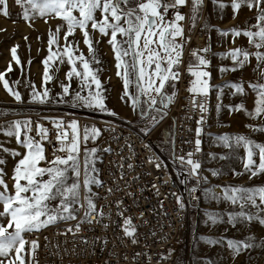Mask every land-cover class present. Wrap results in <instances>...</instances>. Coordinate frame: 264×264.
<instances>
[{
  "label": "snow or ice",
  "instance_id": "1",
  "mask_svg": "<svg viewBox=\"0 0 264 264\" xmlns=\"http://www.w3.org/2000/svg\"><path fill=\"white\" fill-rule=\"evenodd\" d=\"M213 2L221 9L229 6L221 0ZM15 3L22 9L20 18L30 26L37 18L45 19V23H48L49 18L61 21L54 29L48 30V55L41 62L43 65L41 88L38 90L34 84L29 85L32 102L46 104L54 100L55 103H70L73 107L109 111L105 103L106 89L100 79L103 70L102 60L96 47L100 40L94 36V33L98 32L101 37L108 38L107 42L112 48L116 61V75L123 81L124 92L121 99L130 97L132 109L140 110V118H149L151 126H145L143 131L150 132L152 127L168 115L169 107L178 99L177 85L181 79L179 69L183 63L186 44L191 40L190 36L185 35L182 22L190 19L192 27H195L204 0H15ZM189 3L191 15L186 17L181 9ZM242 6L256 10L255 24L245 28L235 26L217 30L222 36L247 37L255 51L235 47L219 53L222 58L232 61V66H221L219 71L222 74L235 72L249 64L250 58H255L257 61L255 70L259 72L261 79H264V0H231L233 18ZM0 12L6 18L10 16L8 0H0ZM62 30L63 44L60 43ZM77 30L82 34L88 55L80 49L79 41L75 40ZM70 37L72 39H69ZM24 39L27 40L28 37L25 36ZM18 48L19 45L11 48V56L23 72L24 65L17 55ZM210 51V46L194 49L192 60L187 67L193 79L189 81L190 86L186 89L191 100L185 107L200 112L194 141L195 153L202 151L200 135L206 123L207 100L213 87H216L219 93L218 111L227 107L230 113L243 110L249 117L264 118V82L250 84L256 93L253 110H248L243 101L227 106L221 103L224 88L234 89L233 96L247 95V91L243 81L235 83L226 81L223 86H214L210 83L212 74L206 70L211 64V60L206 57ZM31 63L29 60L28 65ZM63 65L69 67L65 73V80L60 81L61 91L54 98L50 95L51 89L48 84L56 78ZM12 70L10 61L7 69L0 72V82L15 101L23 102L21 93L15 87H10L9 80L5 78L6 73ZM73 79L77 82L76 89L72 88ZM16 84H19V81L13 82V85ZM132 86L134 91H130ZM169 88L172 89L170 93ZM5 115L6 113L0 112V117ZM111 115L116 116L117 113L111 111ZM187 118L191 119L190 116ZM51 120L56 131L51 159L46 155L45 145L52 141L49 138V129L44 124L33 121L31 117L0 124V132H4L7 137H14L16 143L25 150L22 153L5 147L3 142H0V152L19 157L14 164L11 189L2 167L6 160L0 158V204L3 206V210L0 211V264H38L36 253L40 248L39 241L28 240L26 234L37 233L64 222L67 227L61 234L67 236L71 233L75 236L82 231L84 224L100 223L105 216V213L98 209L96 193L92 190L93 185L103 184L98 179V169L95 166L99 159V149L87 146L90 141H95L102 135L101 129L96 125L82 127L77 119L66 121L63 117H56ZM34 124L36 135H32ZM108 130L114 132L115 128L110 125ZM254 130L264 133V124ZM216 139L226 148L246 149V156L243 158L244 171L234 172L235 175L248 173L252 179L264 174V143L242 134L235 136L223 134ZM81 145H84L83 151ZM211 155L216 158L215 153ZM193 156L194 152L189 151L177 156L176 160L187 173L185 182L187 179L196 181L188 190L189 198L198 199L192 194L197 191L201 181L207 183L208 177L200 174L201 162L194 160ZM128 167L131 168L132 165L129 164ZM155 167L159 169L161 164L156 163ZM211 174L218 176L221 173L212 170ZM108 191L111 192L112 189ZM156 191L159 194L158 188ZM205 192L210 194V199L227 201L239 209L228 211L226 220L223 213L209 212L205 220L207 225L227 223L235 227L256 222L264 226V185H228L223 186L219 194L212 188H206ZM176 200L179 209L183 210L186 207L183 195L176 196ZM119 215L123 217V211ZM72 221L75 223H70ZM120 226L124 236L131 238L135 244L137 226L133 224L132 217H124ZM103 227L108 228L109 225L104 224ZM200 238L213 245L222 244L226 240L227 247L233 252L234 257L256 247L264 248V239L256 243L257 238L251 235L246 239L211 236ZM45 239L47 240V237Z\"/></svg>",
  "mask_w": 264,
  "mask_h": 264
},
{
  "label": "rangeland",
  "instance_id": "2",
  "mask_svg": "<svg viewBox=\"0 0 264 264\" xmlns=\"http://www.w3.org/2000/svg\"><path fill=\"white\" fill-rule=\"evenodd\" d=\"M221 2L229 6L221 9L213 0H207V7L205 9L201 8L200 17L195 27H192L191 22L190 28H199L210 38L212 51V76L210 83L214 86H223L226 81L233 83L244 82L247 95L233 96L232 92L234 89L224 88L221 103L227 106L230 104L236 105L243 101L248 110H253L256 93L251 89L250 84L257 81L264 82L259 72L255 70L257 63L256 59L250 58V63L243 69L222 74L219 68L221 66H232V61L230 59H224L218 54L227 52L235 47H243L250 51H255V49L249 44L247 37L243 35L240 37H233L231 35L222 36L217 29H228L235 26L245 28L250 24H255L256 10H249L248 7L242 6L236 17L233 18L231 0H221ZM8 9L10 13L8 18L0 12V72L5 71L9 62L12 61L13 70L7 72L5 78L9 80L10 87H15V89L21 93L23 102L15 101L14 97L4 89L2 82H0V112L6 113L5 116L0 117V124H5V122L9 120L25 117H31L33 121L41 120L45 117L50 118L48 120L56 118V116L65 118L67 114L78 115V110H85L93 112L94 114L108 113L110 116H112L111 111H115L117 115L113 117L122 119L128 123H135L141 129H144L145 126H151L149 124V118H140L139 109L135 111L132 109L130 97H126L123 100L121 99L124 92L123 81L121 77L116 75V61L112 48L107 42L108 38L101 37L98 32H95L94 36L96 39L100 40V43L96 46L102 60L101 67L103 70L100 73V79L106 89L105 103L109 111L100 112L93 109L73 107L70 103H55L54 100L46 104L32 102L30 96L31 87L29 85L34 84L38 90L41 88L43 73V65L41 62L48 55V30L50 28L54 29L61 21L59 19L49 18L48 23H45V19L37 18L35 21L31 22L30 26L28 22L20 18L22 9L15 3V0H8ZM205 25H207V27H205ZM63 35L64 30L61 31V44L64 43ZM25 36L28 37L27 40L24 39ZM38 37H40V39H38ZM69 39L72 38L70 37ZM75 40L79 41L80 49L88 55L87 46L83 43V37L79 30H77L75 34ZM15 45H19L17 55L24 65L23 72L12 60L10 50ZM29 60L32 62L30 66L28 65ZM68 67V65L61 66L60 72L56 75V78L48 84V87L51 89L50 95L54 98L56 94L61 91L60 81L65 80V73ZM14 81H19V84L13 85ZM72 88H77L75 79L72 81ZM134 90V86L130 87V91ZM169 90L172 91L170 88L168 91ZM218 95L217 88L213 87L211 89L212 116L206 136L203 140V149L205 152V169L203 176L208 177V181L203 184L198 208L194 209L191 214L188 230L181 236V241L182 243L184 242V244L182 246L181 244L179 245L175 264H264V248L256 247L234 257L233 252L227 247L226 240L222 244L213 245L207 243V240L200 238L201 236H211L214 238L226 237L230 239H246L247 236L251 235L257 238L256 243L264 239V226L256 222L239 224L235 227L227 223L212 226L205 223L209 212L223 213L226 220L228 211L239 210L236 206L230 205L227 201L210 199V194L205 192L206 188H212L216 194H219L223 186L264 185V174L252 179L249 178L248 173L243 175L234 174V172L244 171L243 158L246 156L245 148H226L222 142L216 139L223 134H229L231 136L242 134L257 142L264 143V133L254 130L259 125L264 124V118L258 119L249 117L243 110L230 113L227 107H223L218 111ZM160 123L161 121L152 127V130ZM248 125H252V127H248ZM165 126L164 129L161 128L157 132L159 140L171 138L173 131L172 121H168ZM98 139L90 141L87 146L89 148L95 146L99 149V159L96 161L95 166L98 169V179L101 180L103 157L100 152V147L97 145ZM0 142H3L5 147L21 151L22 153L25 151L20 144L16 143L14 137H7L4 132H0ZM167 145L171 147L170 144ZM83 147L84 145H81L82 151ZM212 153L216 154V158H213L211 155ZM220 157L225 158L221 159ZM0 158L6 160L5 165L2 167L6 173V182L11 189L13 183L11 179L13 168L19 157H13L10 153L0 152ZM51 158L52 156L49 157V159ZM212 170H218L221 174L213 176L211 174ZM98 186L99 185L92 186L93 192L96 193V203L98 200ZM2 210L3 206L0 204V211Z\"/></svg>",
  "mask_w": 264,
  "mask_h": 264
},
{
  "label": "built area",
  "instance_id": "3",
  "mask_svg": "<svg viewBox=\"0 0 264 264\" xmlns=\"http://www.w3.org/2000/svg\"><path fill=\"white\" fill-rule=\"evenodd\" d=\"M190 6L189 3L181 9L186 17L191 15ZM206 7L207 0H204L202 8ZM182 23L185 35L190 36L191 40L186 44L183 63L179 69L181 79L177 85L178 99L169 107L168 115L155 129L146 133L135 123H128L108 113L94 114L78 110V115L65 116L66 121L77 119L82 127L92 124L102 131L97 145L103 157L101 178L103 184L98 186L97 205L105 216L100 223L84 224L82 231L75 236L71 233L67 236L61 234L67 227L64 222L37 233L26 234L28 240L39 241L40 248L36 253L38 264H175L179 245L184 244L181 236L188 230L191 211L195 206L198 207L204 184L201 181L197 191L192 194L198 199H190L188 190L196 181L187 179L185 182L187 173L182 170L176 157L189 151L194 152L193 159L201 162L202 167L199 171L203 176L205 169L203 140L212 116L210 91L207 100L208 111L205 113L206 123L200 135L202 151L195 153L194 141L200 112L185 107L191 100L186 89L190 86L189 81L193 79L187 67L192 60L193 50L205 46L211 48V42L209 36L199 28H190V19ZM211 53L212 51L207 53L206 57L212 64ZM211 64L206 69L210 72ZM189 116L191 119L187 118ZM34 121L44 124L49 129L52 143L45 145L49 158L53 156L56 137L52 121L44 118ZM168 121H172L173 131L170 138L171 147L166 153L159 144L157 132L161 128L164 129ZM110 125L115 128L114 132L108 130ZM32 135H36L35 124ZM156 163L161 164L159 169L155 167ZM129 164L132 165L131 168L128 167ZM109 189L112 191L109 192ZM179 195H183L186 204L183 210L179 209L177 204L176 196ZM121 211L124 213L123 217L119 215ZM128 216L132 217L133 224L137 226L135 244L131 238L124 236L120 226L124 217ZM70 223L74 224L75 221ZM104 224H108L109 227L104 228ZM25 259L27 261V256Z\"/></svg>",
  "mask_w": 264,
  "mask_h": 264
},
{
  "label": "trees",
  "instance_id": "4",
  "mask_svg": "<svg viewBox=\"0 0 264 264\" xmlns=\"http://www.w3.org/2000/svg\"><path fill=\"white\" fill-rule=\"evenodd\" d=\"M170 139L169 138H165L163 140H159V144L162 146L163 150L168 153L169 152V148L167 144H170ZM198 208L197 206H195L191 212H193L194 209Z\"/></svg>",
  "mask_w": 264,
  "mask_h": 264
},
{
  "label": "flooded vegetation",
  "instance_id": "5",
  "mask_svg": "<svg viewBox=\"0 0 264 264\" xmlns=\"http://www.w3.org/2000/svg\"><path fill=\"white\" fill-rule=\"evenodd\" d=\"M171 89V88H170ZM171 92V90H169V93Z\"/></svg>",
  "mask_w": 264,
  "mask_h": 264
}]
</instances>
